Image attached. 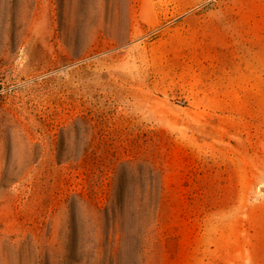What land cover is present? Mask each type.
<instances>
[{"label":"rangeland","instance_id":"1","mask_svg":"<svg viewBox=\"0 0 264 264\" xmlns=\"http://www.w3.org/2000/svg\"><path fill=\"white\" fill-rule=\"evenodd\" d=\"M0 264H264V0H0Z\"/></svg>","mask_w":264,"mask_h":264}]
</instances>
